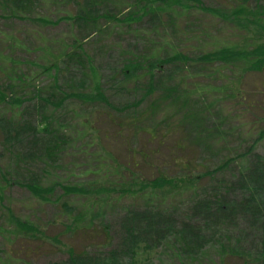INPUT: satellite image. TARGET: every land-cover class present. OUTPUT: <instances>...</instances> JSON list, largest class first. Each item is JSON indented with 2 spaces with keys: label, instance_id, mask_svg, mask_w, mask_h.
<instances>
[{
  "label": "rangeland",
  "instance_id": "374dc122",
  "mask_svg": "<svg viewBox=\"0 0 264 264\" xmlns=\"http://www.w3.org/2000/svg\"><path fill=\"white\" fill-rule=\"evenodd\" d=\"M91 1L100 14L96 22L101 32L91 35L86 31L88 23L62 20L63 16L83 14ZM199 1L204 8L224 11L239 4L249 11L258 3L264 7V0ZM1 3L0 86L29 79V90L12 93L13 98L19 99V107H9L7 112L0 107V264H70L69 250L82 256L76 264H93V259L120 250L126 215L140 212L143 206V199L129 190L155 177L174 182V189L167 193L173 210L165 212L171 216L172 229H181L186 221L202 225L207 230H203L204 238L214 246L218 240L242 254V259L230 258L225 264H264V226L255 219L236 221V216L231 215L233 220L225 222L195 213L197 201L212 196L209 189L222 188L219 182L227 185L223 191L230 202L241 201L261 189L259 159H264V136L257 135L264 130V77H248L237 85L242 97L237 103L230 98L225 81L232 73L221 69V87H213L204 77L207 74L201 69L203 66L190 68L192 77L197 79L193 83L198 81L200 88L220 89L213 94L218 104L206 115L202 127L193 130L194 124H180L186 114L204 112L208 100L183 96L174 105L169 104L165 99L167 91L183 76L170 66L162 73H153L151 88L146 76L149 68L145 63L152 55L163 59L176 48H184L179 52L195 57L212 50L219 37L232 43L243 41V32L198 9L178 18L171 15L168 20L161 16L159 20L145 18L139 25L124 28L111 25V17L126 9L127 0H33L35 5L22 11L25 17L21 19L12 16L11 0H0ZM38 18L51 23L42 26L35 22ZM76 45H81L78 50L88 56V67L82 70L77 64L78 68L58 64L57 74L36 77L39 68L56 64L62 54ZM137 60H143L141 71L128 79L123 77L120 72L125 62ZM90 70L98 78L103 101H92L94 97L88 102L80 101L78 94L85 100V95L93 90ZM54 77L58 88L53 92ZM35 93L39 95L38 102L32 100ZM65 94L72 96L65 103L55 104ZM12 114L22 120L21 125L43 128V134L36 136L25 130L14 137L15 124L8 119H12ZM41 121L43 126L39 125ZM59 135L61 139L63 135L68 138L61 150ZM130 158L135 168L125 165ZM229 160L223 173H214ZM242 167L246 171L244 178L239 177ZM210 173L212 176L208 177ZM34 177L42 178L45 185H57L44 200L22 186ZM71 188L83 191L73 193ZM17 219L31 225L36 234L21 233ZM219 221L226 229L220 239ZM32 236L39 241L30 242L28 237ZM147 248L137 256L136 264L179 263L156 257V251L162 252L160 247L155 250L149 243Z\"/></svg>",
  "mask_w": 264,
  "mask_h": 264
},
{
  "label": "trees",
  "instance_id": "16d2710c",
  "mask_svg": "<svg viewBox=\"0 0 264 264\" xmlns=\"http://www.w3.org/2000/svg\"><path fill=\"white\" fill-rule=\"evenodd\" d=\"M36 1L38 2L39 0ZM11 2L14 4V6L11 5L12 16H16L20 19L25 17L22 11L26 12L27 9L35 5L33 0H11ZM127 2L128 4H126V6L124 5L126 9L124 8V10H121L117 16H114L113 18L111 17V25L114 24L120 28H124L126 26L139 25L145 18L159 20V17L161 16H164L168 20L171 15L178 18L184 12L198 9L199 11L201 10L200 12L216 17V19L225 26L229 24L234 25L238 31H241V33L243 32L244 34L243 41H235L233 43L227 41L224 37H219V39H217L219 42L212 48V50L195 57H188L184 53H181L183 51L179 52V50H184V48H176L174 52H167L168 55L164 58L162 57L163 59H161V57L159 58L157 55H152L150 59L146 60L145 64L149 68L146 76H148L150 80V88L154 80L153 73L155 71H160L162 73L168 68V66H170V68H173L175 71L182 72L183 76H181V79L177 80V85H171L170 89L167 91L165 99L169 104L172 103V105H174L177 103L176 101H180L183 96H186L189 100H203L204 98L206 101L208 100L204 112L199 111L194 114H186L187 118L184 117L180 125L194 124L195 126L193 130L195 128H201L206 115H210L212 107L218 104V98L214 97L213 94L219 93L220 89H213L210 86L200 88L198 81L193 83L195 82L194 80L197 79L192 77L193 71H191L190 68L203 66L204 68L201 69L203 71L206 70L205 73L207 74V76L204 77L213 84H211L213 87H221L220 84H222L224 78L221 69L227 73H232V75L225 81L228 82L227 88L229 90L230 98L236 100L237 103L240 102L238 100L239 97L242 98L240 93L241 90L236 87L237 85H241L248 77H257L260 79L264 77V7H261L259 3L251 11L243 7V4L236 5L228 11H224L213 8H204L199 0H127ZM188 4L191 5L188 6ZM1 5L2 3L0 6ZM128 10L131 11L128 12ZM99 18L100 14L97 13L91 1L88 10L83 14L77 15L76 17L73 15L63 16L62 20L73 22L74 24H80L83 22L84 24L88 23L90 27L87 26L86 31L91 33V35H95L97 32H101L96 22ZM35 22H38L37 24L40 23L42 26H48L51 23L44 18L35 19ZM188 37L191 36L188 35ZM182 46L184 47L185 44ZM80 47L76 45L75 49L62 54L61 59L56 64H52L46 68H39L40 73L37 72L36 77L40 78L51 72L57 74L60 71L58 70V64H70V67L74 65V68L77 67V64L79 68L84 70L85 67H88V65H86L88 62V56L85 52H82V49L78 50ZM142 61L143 60L126 61L121 69V75L127 79L135 75L137 72L141 71L142 65L144 64ZM94 72V70H90L89 72V76H91V88H93V90H90L89 95H85V100L82 99V94H78L80 101L88 102L91 97L95 98L92 99V101L104 100L103 94L99 89L98 78ZM28 80L29 79H17L9 81L6 86H0V107L2 109H5L7 112L9 107H19V104H17L19 99L13 98L15 96L12 97V93L17 89L28 91L29 89L26 88V82H28ZM57 81L58 80L54 77L52 81L53 92L58 88ZM187 92L188 95H186ZM71 96V94H65L64 97L59 96V99L56 100L55 98V104L60 105L65 103ZM32 100L39 101L38 93L32 94ZM20 102H22V100H20ZM40 102H43V100ZM183 103V107H185L187 103L186 100L183 101ZM238 106L242 108L244 113L243 105L239 104ZM8 119L15 124L12 127L15 129L14 137L18 136L19 131L25 132V130H29V132H32V134L36 136L40 135V133L43 134L40 132V129L43 128H35L26 124L21 125L20 122L22 120H17L16 114H12V119L11 117ZM39 125L43 126V121H41ZM47 131L48 129H45V134ZM149 133L152 134V136L154 134L148 132V135ZM263 136L264 130H261L257 135V138H262ZM67 139V135H63V139H61L60 136L59 141L61 143L58 150H61V147L65 143L64 141ZM53 145L54 152H57L54 141ZM249 153L250 151L248 150L246 156H248ZM130 160L131 161L127 160L125 165L128 166L131 164L133 165V168H135L131 158ZM230 162V160L227 161L223 166L217 168L214 173H223ZM259 162L262 164V172L260 173L262 174V176H260L262 178L261 189L251 192L250 197H246L243 200L241 199V201L236 200L230 202L227 198L226 191H223V187L227 185L219 182V186L222 188L214 187L209 189L212 191V196L197 201L198 204L196 203L197 208L195 213L198 215H207V218L214 220L218 217V220H223L225 222L233 220L230 219L231 215L236 216V221L241 220L240 218L249 217L255 219L257 223L264 226V159H259ZM239 172H241L239 177L244 178L246 171L243 167ZM210 176H212V173L208 175V177ZM1 179H4V176L1 175ZM176 181L181 182L180 180ZM191 182L194 183V181ZM137 184L131 187L130 190L127 188L124 192L129 190L133 195H139L140 198L143 199V206L140 207V212L128 213L126 215L127 217L121 228V249L111 251L102 257L93 259V264H136L137 256L147 251L149 243L155 250L159 247L162 248V252L158 253V251H156L157 254H155V256L163 258L169 263L179 262L181 264H186V261H193L189 262V264H225L230 258L242 259V254H237L232 246L227 248V246H224L222 242L218 240L215 242L216 246H214L211 241L206 240L204 238V231L207 230L202 225L200 226L192 224L190 221H186L181 225V229L179 230L171 228L170 225H173V222L170 219L171 216H166L165 212L173 210L171 199L168 197L169 194H167L169 190L174 189L173 180L165 179L163 177H155L153 180H145V182L141 181L138 186ZM22 186L25 187L34 197L44 200L47 195L52 193L54 187L57 185H45L42 178L34 177L31 179L30 183L23 184ZM164 190L166 193L163 192ZM69 191H73V193H82L83 190L71 188ZM244 191L249 194V190L244 189ZM1 192L2 190L0 189V207L3 209L1 206ZM220 192H223V194H220ZM192 193H195V191ZM168 202L171 204H168ZM7 213L10 214L9 211H7ZM10 216L12 215L10 214ZM226 217L227 219H225ZM17 221L19 220H16V224L21 233L31 232L36 234V231L31 225ZM220 223L221 225L223 224L222 222ZM218 233V239L226 233L224 225H222V228ZM104 234L105 233H103V235ZM28 239L30 242L39 241L36 240L38 239L36 236H32L31 238L28 237ZM140 243H143L144 246L141 247ZM67 252L70 257V264H76L78 261L79 263L81 262L80 260L82 256L79 257L71 250ZM213 257L214 261H212ZM123 259H126V261ZM158 262H160V260ZM141 264H149V261H143ZM242 264L248 263L243 262Z\"/></svg>",
  "mask_w": 264,
  "mask_h": 264
}]
</instances>
